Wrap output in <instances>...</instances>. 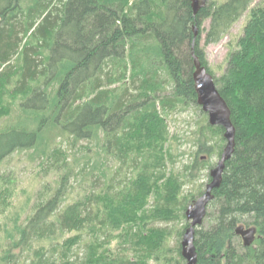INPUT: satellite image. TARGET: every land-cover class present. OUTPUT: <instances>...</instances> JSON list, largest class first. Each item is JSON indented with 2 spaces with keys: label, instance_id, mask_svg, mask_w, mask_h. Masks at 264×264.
<instances>
[{
  "label": "trees",
  "instance_id": "1",
  "mask_svg": "<svg viewBox=\"0 0 264 264\" xmlns=\"http://www.w3.org/2000/svg\"><path fill=\"white\" fill-rule=\"evenodd\" d=\"M25 1L0 0V216L11 208L18 184L3 164L37 148L52 126L73 137L74 146L97 137L107 163L116 160L119 167L111 178L94 173L91 193L72 203L63 201L67 183L56 191L43 186L0 264H20L24 255L30 264H187L181 238L197 197L181 199L185 183L166 172L162 113L199 106L193 53L213 75L236 128L234 154L207 210L210 225L196 230L198 264H264V5L251 10L218 78L201 46L203 34L206 45L218 43L254 0H207L196 16L192 0H31L24 7ZM15 107L27 119L6 118ZM206 126L222 135L221 157L224 129ZM204 145L200 153L213 151ZM39 155L45 175H72L60 145ZM204 167L196 158L185 171ZM183 222L182 229L158 225ZM239 226L256 229L253 244L236 232ZM116 232L124 247L117 253L106 249ZM239 237L243 243H234Z\"/></svg>",
  "mask_w": 264,
  "mask_h": 264
},
{
  "label": "rangeland",
  "instance_id": "2",
  "mask_svg": "<svg viewBox=\"0 0 264 264\" xmlns=\"http://www.w3.org/2000/svg\"><path fill=\"white\" fill-rule=\"evenodd\" d=\"M31 0H26L23 5L27 7ZM219 4L226 0H209ZM264 5V0H254L251 8L244 16L232 27L231 31L223 37L216 44H205L206 34H203L201 46L206 52V57L209 62L210 70L219 78L225 72L229 55L237 48V42L243 34L246 23L250 18L251 10ZM205 27L209 29L210 20L205 22ZM116 87V86H113ZM167 124V140L164 143V152H166L165 168L167 174H176L180 177V180L185 183L184 191L181 195V199L188 196L199 197L198 194L205 192L206 186L210 183V173L214 169L220 159L216 147L221 140L222 135L213 133L206 126L209 121V116L205 113L201 107L196 105L180 106L176 110H169L162 113ZM27 119V115L19 111L15 107L14 111L10 113V116L6 118L13 120ZM30 118V117H28ZM0 122V126H1ZM104 137L103 134L99 135V138ZM224 137V136H223ZM40 145L37 148L15 153L10 157L2 166L3 172H13L17 178L18 184L13 199V204L7 213L0 216V257L7 251L8 243L11 239H17V228L21 225H25L27 218L32 214V207L35 203L36 194L42 190L43 186L49 185L54 191L62 186V183H67L68 192L64 197L65 203H72L78 197H81L84 193H91V183L94 178V173L105 171L111 178L112 173L115 172L119 164L116 160H110L107 163V156L105 152L98 147V138L93 141H82L77 146L73 145L74 138H64L54 126L46 129L40 138ZM207 139L209 142L207 143ZM207 147H213L211 153H200L199 150L203 145ZM60 145L63 149V154L67 155L71 162L70 169H72V175L66 176V173L70 171L55 172L51 171L49 175H45L44 170L41 167V159L39 153H43L44 148L49 146ZM226 146V140L223 144ZM205 146V145H204ZM202 159L204 162V169L201 171L188 170L185 171L187 166H191L194 160ZM87 160L90 164L87 166ZM91 166L93 170H91ZM201 166V164H200ZM127 171H123V177H131V174H126ZM122 177V178H123ZM121 177H118V180ZM63 180V181H62ZM117 182L114 184L116 185ZM102 188L99 187L97 191ZM196 199V200H197ZM194 200V199H191ZM195 200V201H196ZM195 201L191 204L193 205ZM154 200L151 199L147 209L153 207ZM160 227H170L171 229H182L185 226L183 223H160ZM210 225V219H205L204 226ZM22 227V226H21ZM245 227V226H243ZM106 226H103L101 231L102 238L106 232ZM250 228L245 227L243 230L246 235L245 241L249 245L253 244L256 232L248 234ZM177 231V230H176ZM72 237L68 235L67 237ZM110 246H107V250L113 252L119 251L124 248L121 244L123 242L118 239L119 232L113 233ZM10 239V240H8ZM178 240L177 234L171 240V245L175 246ZM183 238H181L182 242ZM243 243V240L239 238L234 239V243ZM17 255H21L20 250L14 252ZM80 257L83 256V248L79 251ZM123 254V253H122ZM75 256H71V260H75ZM20 264H30L25 261V255L22 257Z\"/></svg>",
  "mask_w": 264,
  "mask_h": 264
},
{
  "label": "water",
  "instance_id": "3",
  "mask_svg": "<svg viewBox=\"0 0 264 264\" xmlns=\"http://www.w3.org/2000/svg\"><path fill=\"white\" fill-rule=\"evenodd\" d=\"M207 0H192L194 15L196 16L201 8L205 7ZM195 40L198 37V27H194ZM195 40L192 49H195ZM195 65V87L198 94V104L202 110L208 114L211 126H219L224 129V138L226 146L222 155L214 169L211 170V182L206 186L205 193L199 197L195 203L188 207L186 218L190 222V226L184 233L182 240V256L187 264H198V254L195 246L196 230L199 229L206 218L207 210L211 202L214 200L213 192L218 189L223 180V174L226 163L229 161L235 151L236 128L232 122L231 110L225 99L221 96L214 77L208 72L207 68L202 65L199 57L193 53ZM245 227L239 226L236 230L244 241L246 235L243 230ZM256 232L255 228H250L248 234ZM247 245V243L245 241Z\"/></svg>",
  "mask_w": 264,
  "mask_h": 264
}]
</instances>
